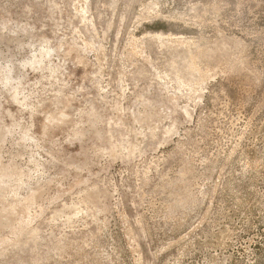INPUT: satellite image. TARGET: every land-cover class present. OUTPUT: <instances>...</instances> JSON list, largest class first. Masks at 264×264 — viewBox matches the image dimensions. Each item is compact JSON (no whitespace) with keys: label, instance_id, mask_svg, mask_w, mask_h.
Wrapping results in <instances>:
<instances>
[{"label":"rangeland","instance_id":"obj_1","mask_svg":"<svg viewBox=\"0 0 264 264\" xmlns=\"http://www.w3.org/2000/svg\"><path fill=\"white\" fill-rule=\"evenodd\" d=\"M0 264H264V0H0Z\"/></svg>","mask_w":264,"mask_h":264}]
</instances>
